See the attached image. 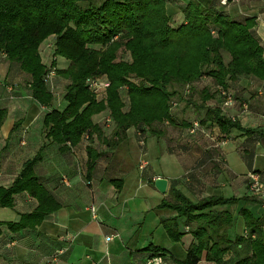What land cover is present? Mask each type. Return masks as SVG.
Masks as SVG:
<instances>
[{
	"label": "trees",
	"instance_id": "trees-1",
	"mask_svg": "<svg viewBox=\"0 0 264 264\" xmlns=\"http://www.w3.org/2000/svg\"><path fill=\"white\" fill-rule=\"evenodd\" d=\"M167 3L0 0V58L5 56L12 66L18 65L32 98L51 109L45 115L44 125L55 143L72 149L85 136L92 140L96 135L101 144L112 147L123 141L131 128L136 133L140 131L138 138L144 141L149 135L162 136L163 131L156 127L166 122L173 127L191 128V124L179 123L172 112L173 99L180 97L178 87H193L206 77L212 79L221 95V90L228 93L229 82L242 76L264 81V48L254 33V18L238 21L219 11L216 2L204 7L197 0H189L181 7L182 23H177L168 14ZM50 37L55 38L52 67L56 68L58 57L67 66L56 70L58 76L69 81L63 110L52 109L54 95L46 82L49 68L41 56V47ZM123 55L129 58L123 59ZM94 78L110 83L101 99L88 87V81ZM122 89H127V103L121 96ZM215 93L203 90L201 107L213 100ZM106 111L114 123L110 137L93 121L94 116ZM7 116L8 111L0 109V130ZM210 122L223 134L232 129L248 136L260 133L222 116L219 108H208L201 125ZM87 152L90 178L100 154L91 147ZM39 160L36 157L28 161L10 187H0L2 208H13L15 196L22 193L39 202L38 208L23 215L18 223L0 222V236L4 225L12 232L34 229L60 209L35 173ZM191 176L196 179L195 172ZM172 183L173 200L163 201L158 208L175 216L161 219V225L173 242L182 241L186 227L196 241L186 258L176 264H198L202 260L226 264L232 246L239 248L244 243L253 255L236 264H264V218H255L249 210L242 209L239 214L249 233L232 241L228 232L234 224L233 216L228 210L217 208L237 204L239 200L210 196L192 202L176 189L178 181ZM145 251L165 261V250L151 245Z\"/></svg>",
	"mask_w": 264,
	"mask_h": 264
},
{
	"label": "crops",
	"instance_id": "crops-1",
	"mask_svg": "<svg viewBox=\"0 0 264 264\" xmlns=\"http://www.w3.org/2000/svg\"><path fill=\"white\" fill-rule=\"evenodd\" d=\"M177 2L178 10L168 14L180 23L181 7L189 0ZM199 2L204 7L216 2L219 11L238 21L254 18V33L264 48V0H232L228 4L223 0ZM169 6L171 3H167V11ZM12 67L4 56L0 58V109L8 111L0 130V187H10L25 164L38 157L35 173L60 209L34 229L12 232L4 225L0 236V264H146L151 253L145 250L151 245L166 251L165 264L183 261L196 241L186 227L182 241L173 242L161 219L175 214L158 208L163 201H172L174 181L179 182L176 189L192 202L210 196L239 200L237 204L217 208L228 210L233 216L234 224L228 232L232 241L249 233L239 214L242 209L249 210L255 218H264V190L253 194L248 181L249 174L257 172L264 182L263 80L242 76L229 82L228 93L236 101L233 108L225 107L224 97L218 100L219 91L206 106L207 110L221 109L222 116L259 134L248 136L237 129L223 134L210 122L203 125L195 145L187 143L189 140L183 132L167 133L168 128L162 136H156L158 142H150L149 135L146 146L141 148L138 134L131 128L126 138L112 147L101 144L94 135L92 140L85 136L79 145L70 149L48 137L44 125L48 109L32 98L25 77ZM244 104L248 110H244ZM108 113L94 116V123L104 127ZM105 136L111 134L105 133ZM160 140L164 145H160ZM174 141L176 146L172 144ZM193 146L199 149V159H191L196 153ZM88 147L100 154L90 178ZM142 157L162 161L165 168L158 169L149 160V166L141 171ZM194 172L195 180L187 176ZM158 178L168 180L165 194L155 187ZM38 205V200L28 193L18 194L13 208L0 207V222L18 223ZM252 255L248 244L239 248L233 245L226 264H236ZM198 264L215 263L202 260Z\"/></svg>",
	"mask_w": 264,
	"mask_h": 264
},
{
	"label": "rangeland",
	"instance_id": "rangeland-1",
	"mask_svg": "<svg viewBox=\"0 0 264 264\" xmlns=\"http://www.w3.org/2000/svg\"><path fill=\"white\" fill-rule=\"evenodd\" d=\"M96 2H101L103 0H95ZM168 3H171V6H169V14L174 11L178 10V6L180 5L179 2L176 3V0H167ZM199 2V0H197ZM175 2V3H174ZM200 3V2H199ZM229 2H227L226 4H228ZM177 4V5H175ZM177 9V10H176ZM175 21V20H174ZM182 23V22H181ZM54 50H55V38L54 37H50L46 42L43 43L42 47H41V56H42V60L43 63L46 64L49 68V73L47 76V87L48 89L53 93L54 95V101L52 104V109H58V110H63L66 107V102L64 101V94H65V89L66 86L69 84V81L63 79L62 77L58 76L56 74V70L59 69H66V62L64 59L58 57L57 59V65L56 68L52 67V62L55 59L54 57ZM228 57V54H226ZM5 57V56H4ZM123 59H128L129 55H123L122 56ZM229 58V57H228ZM13 69H15L17 71V73L22 74L20 70V67L18 65H14L12 67ZM212 79H205L203 78L200 83H196L193 87H178L177 90L180 93V97H176L173 99V104H172V112L175 115V117L177 116V120L179 123H188L191 124V126H194L195 124H198L199 126L197 127V129L195 130V132H191V128H185L182 129L180 127H173L171 128L167 122L164 125H158V127H156V130H167L168 128L170 129L169 131H166L167 133H171V134H175L177 132L180 133H184L186 134V139H188L189 141H187V143L190 144H196V136H198V134L203 132V125H201V122L206 114V110H207V105L210 102H207L206 105L204 107H201V105L203 104V90L205 89H209L210 92L215 93L218 92V87L215 86V83L213 81H211ZM121 96L123 98V100H125V102L127 103V89H122L121 91ZM217 94V93H216ZM105 96V93H102L99 96V99L103 98ZM181 98V99H180ZM218 100H222V96L219 94L217 96ZM51 109H48L47 111L49 112ZM107 118L104 119V127L103 129H105L104 133L108 134V133H112L113 128H114V123L112 121V119H110V115L108 113V115H106ZM104 118V116H103ZM109 118V119H108ZM211 125L210 127H208V129H211ZM211 131V130H210ZM138 135H141V132H137ZM150 142H158V139L156 136H150L149 138ZM143 141L144 145L141 144V142ZM160 145H164L163 141H159ZM173 146H176V142L174 141ZM139 146L141 148H144L146 146V141H144L143 139L139 140ZM193 148V151H196V153L194 155L191 156L192 158H198L199 159V149L197 147H191ZM191 150V149H189ZM199 153V154H198ZM141 160H145L148 161L151 160L153 161V165H155L156 168L160 169V168H165L163 162L158 161L156 159H151V158H145L142 157ZM140 160V161H141ZM191 161V160H190ZM168 169V167H167ZM192 173L187 174V176H191ZM191 181V180H190ZM185 184V183H183ZM173 200V198H172ZM152 257V255H150V258Z\"/></svg>",
	"mask_w": 264,
	"mask_h": 264
},
{
	"label": "built area",
	"instance_id": "built-area-1",
	"mask_svg": "<svg viewBox=\"0 0 264 264\" xmlns=\"http://www.w3.org/2000/svg\"><path fill=\"white\" fill-rule=\"evenodd\" d=\"M227 0H223V3H226ZM47 82V79H46ZM110 83L107 80L94 78L88 81L89 89L99 97L102 93H104L109 87ZM221 95L225 98V107L233 108L236 106V101L229 93H226L224 90H221ZM244 110H248V105H243ZM199 125L195 124L191 127V132H195ZM144 145L143 141L141 142ZM149 166V162L145 160H141L139 164V169L141 171H145V169ZM249 181V190L253 194H259L264 190V182L261 174L257 172H251L248 176ZM91 211L94 212V208H91ZM146 264H165V261L162 257H151L148 259Z\"/></svg>",
	"mask_w": 264,
	"mask_h": 264
},
{
	"label": "water",
	"instance_id": "water-1",
	"mask_svg": "<svg viewBox=\"0 0 264 264\" xmlns=\"http://www.w3.org/2000/svg\"><path fill=\"white\" fill-rule=\"evenodd\" d=\"M168 180L164 178H158L155 180V187L162 193L165 194L167 191Z\"/></svg>",
	"mask_w": 264,
	"mask_h": 264
}]
</instances>
